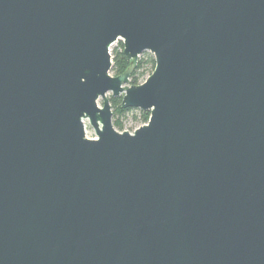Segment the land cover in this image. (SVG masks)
Segmentation results:
<instances>
[{"label":"water","instance_id":"95a60500","mask_svg":"<svg viewBox=\"0 0 264 264\" xmlns=\"http://www.w3.org/2000/svg\"><path fill=\"white\" fill-rule=\"evenodd\" d=\"M0 264H264V0H0Z\"/></svg>","mask_w":264,"mask_h":264},{"label":"trees","instance_id":"16d2710c","mask_svg":"<svg viewBox=\"0 0 264 264\" xmlns=\"http://www.w3.org/2000/svg\"><path fill=\"white\" fill-rule=\"evenodd\" d=\"M122 50H123L122 41H119L118 46L111 50L112 66H111L110 72H112V75L121 74L122 72L126 70V68L130 64V61L124 56ZM154 65H155L154 58L151 55H148L147 58L146 57L139 58L135 69L132 71L129 77L130 84H139L144 78L146 73L149 75L152 72V70L154 69ZM109 102L112 108V113H113L112 116L122 115L129 110L137 109V108H125V109L121 108L120 106L121 98L120 97L116 98V97L110 96ZM140 113H141L142 122L146 123L149 117V112L141 111ZM113 126H115L114 128L118 130L123 129L122 124L121 122L118 121V119L114 120Z\"/></svg>","mask_w":264,"mask_h":264},{"label":"rangeland","instance_id":"374dc122","mask_svg":"<svg viewBox=\"0 0 264 264\" xmlns=\"http://www.w3.org/2000/svg\"><path fill=\"white\" fill-rule=\"evenodd\" d=\"M119 41H121V39H118L117 41H115L111 45V47H110V53H111V50L113 48H115V47L118 46ZM148 55L153 56L150 52L144 51L143 53H141L139 55L138 59L139 58H145V57L147 58ZM148 73H149V71H148ZM110 74H112V72H110ZM147 76H148V74L146 73L145 76H144V78L142 79V81H144V79ZM128 85H130V82H128V84H126L125 87L128 86ZM110 96H111V93L110 92L107 93V97L109 98ZM98 104L101 105V99L98 100ZM141 111L142 110H139V109H132V110H129V111L125 112L122 115H113L112 116V123L114 122L115 119H118V121L121 122L122 128H123L122 130H118L117 129L118 131L126 130V131H129V132H133L134 129H136L137 127H139V126H141V125L144 124L142 122V120H141V113H140ZM84 128H85V136L86 137H88V138H94V137H96L95 132H94V129L90 125V123H89V121L87 119H84Z\"/></svg>","mask_w":264,"mask_h":264}]
</instances>
